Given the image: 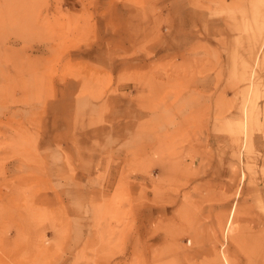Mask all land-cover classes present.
Masks as SVG:
<instances>
[{"label": "rangeland", "instance_id": "374dc122", "mask_svg": "<svg viewBox=\"0 0 264 264\" xmlns=\"http://www.w3.org/2000/svg\"><path fill=\"white\" fill-rule=\"evenodd\" d=\"M158 1L0 0V264H264V0Z\"/></svg>", "mask_w": 264, "mask_h": 264}, {"label": "crops", "instance_id": "0c3cea01", "mask_svg": "<svg viewBox=\"0 0 264 264\" xmlns=\"http://www.w3.org/2000/svg\"><path fill=\"white\" fill-rule=\"evenodd\" d=\"M181 0H174V6H175V9L178 10L180 9V6H179V2ZM152 3V2H150ZM158 6L162 9V10H166L167 8V3L165 1H162V0H159L158 1Z\"/></svg>", "mask_w": 264, "mask_h": 264}, {"label": "bare ground", "instance_id": "6f19581e", "mask_svg": "<svg viewBox=\"0 0 264 264\" xmlns=\"http://www.w3.org/2000/svg\"><path fill=\"white\" fill-rule=\"evenodd\" d=\"M13 1V0H12ZM5 2V1H4ZM11 2V1H10ZM19 7V6H18ZM8 10V9H7ZM12 12V11H11ZM23 12V11H22ZM13 13V12H12ZM11 13V14H12ZM17 13H19V12H17ZM18 16V15H17ZM20 16V15H19ZM8 17V16H7ZM19 18V17H18ZM15 20V19H14ZM13 21V20H12ZM15 22V21H14ZM10 24H12V23H10ZM9 25V24H8ZM4 30V29H3ZM256 63V62H255ZM250 89H251V87H249ZM251 92H252V90H251ZM244 114H246V110L244 111ZM162 169H163V167H162ZM262 205V204H261ZM263 207H264V203H263V205H262ZM261 206V207H262ZM230 218H228L227 219V221H226V225L229 227V225H230ZM135 229H136V227H135ZM137 235V234H136ZM222 259H223V261L226 263V264H228V260H227V258H226V256L225 255H222Z\"/></svg>", "mask_w": 264, "mask_h": 264}]
</instances>
